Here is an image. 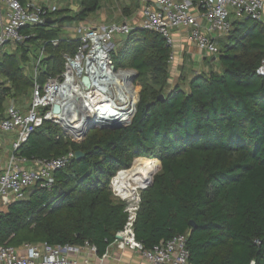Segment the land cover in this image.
<instances>
[{"label":"trees","instance_id":"16d2710c","mask_svg":"<svg viewBox=\"0 0 264 264\" xmlns=\"http://www.w3.org/2000/svg\"><path fill=\"white\" fill-rule=\"evenodd\" d=\"M98 8L99 0H80L72 16L58 10L44 25L24 28L30 36L0 58V119L7 98L30 99L33 77L23 64L41 47L40 83L61 72L64 55L75 52L78 40L59 37L54 25L82 21ZM54 38H60L57 45ZM118 42L110 51L115 66L135 70L140 85L130 123L91 127L78 142L51 121L36 127L19 146L21 156L81 150L84 157L57 169L50 189L32 186L0 212V244L88 243L101 256L126 220L110 179L135 157H146L160 168L140 192L134 222L145 248L182 234L188 264H264V75L256 72L264 57V25L235 19L230 33L217 39L219 70L174 84L171 49L160 34L136 27Z\"/></svg>","mask_w":264,"mask_h":264},{"label":"built area","instance_id":"2783aa9c","mask_svg":"<svg viewBox=\"0 0 264 264\" xmlns=\"http://www.w3.org/2000/svg\"><path fill=\"white\" fill-rule=\"evenodd\" d=\"M56 10V6L47 7L30 1L0 0V46L24 41L30 36L23 33L25 27L44 25ZM140 13L138 27L163 37L171 49L167 62L172 64L175 60L173 29L188 30V39L198 52L204 57L215 58L219 54L217 39L230 33L235 19L244 15L264 25V0H149ZM134 28L127 23L88 26L79 22L74 27V36L68 37L78 40L75 52L65 54L61 72L47 76L43 83L38 82L37 77L46 53L44 46L38 50L32 61L33 85L26 110L22 111L11 102L0 119V131L14 136L10 155L0 171V212L10 203L25 198L32 186L50 189L54 172L75 158L72 150L57 157L32 159L18 153L21 143L43 121L57 124L65 136L77 142L88 128H101L102 124L119 117L122 125L130 123L137 101L131 95L135 89L132 81L135 70L116 67L110 51L115 35L128 34ZM59 40L54 38L51 43L57 45ZM256 72L264 75V57ZM83 77L88 79V86L82 81ZM54 105L59 107L58 112L53 111ZM120 170L111 177L109 185L112 194L125 203L126 220L101 256L96 247L88 243L0 244V264H101L113 248L137 252L149 264H188L185 235L160 240L151 248H145L136 238L134 222L140 192L150 185L152 178L140 187L133 181H129L130 186H125L116 180ZM95 255L99 256L98 262L91 259Z\"/></svg>","mask_w":264,"mask_h":264},{"label":"crops","instance_id":"0c3cea01","mask_svg":"<svg viewBox=\"0 0 264 264\" xmlns=\"http://www.w3.org/2000/svg\"><path fill=\"white\" fill-rule=\"evenodd\" d=\"M21 1L22 2L30 1L34 4L44 5L47 7L56 6L57 8L56 11L63 10L65 12H63L62 15H68V16L74 15L79 10L80 7V0L77 2V4L73 5L72 7L69 6V3H67L66 6L59 7L57 3H50L47 0H21ZM148 1L149 0H99V8L95 11V13H97L96 16L94 18L91 17L89 20H87L86 18L89 17L88 14L84 20L78 21V23L83 22L88 26L127 23L132 27H138L141 20L140 10L142 6ZM54 26H58L59 28L61 24L58 25V23H56ZM74 27L72 28L73 33L71 35H66V36L62 35L59 37H73ZM172 34L175 39V46H174L175 60L172 64H169V71L170 69L171 71L176 70L177 71L176 75L182 78L183 76H186L187 66L191 65L192 62L197 63L196 55L199 52L197 51L195 46L189 41L188 30L173 29ZM120 39L122 38H119V40ZM3 47L4 45L0 46V58L1 55L4 53L2 52ZM215 60L216 57L214 58V57L202 56L201 61L198 62L197 65H192V66H196V67L202 66V70L205 71L209 69L218 71L219 65L215 63ZM182 70L184 72H182ZM6 101L7 102H5V104L7 103L6 105L7 107L11 102L14 103L15 100L12 98H7ZM29 101L30 99H28L27 105L25 106L24 105L20 107L19 105L16 106L22 111H25L26 110L25 107L27 108ZM6 107L4 109V112L6 110ZM7 136L13 138L11 141L14 140V136L12 134H7ZM6 148L7 149L5 153L7 154V156H9L11 152V144L10 143L7 144ZM91 259L93 262H98L99 256L98 255L92 256ZM101 264H149V263L137 252H133L130 250H118L116 248H113L109 251L108 256L102 261Z\"/></svg>","mask_w":264,"mask_h":264},{"label":"rangeland","instance_id":"374dc122","mask_svg":"<svg viewBox=\"0 0 264 264\" xmlns=\"http://www.w3.org/2000/svg\"><path fill=\"white\" fill-rule=\"evenodd\" d=\"M47 1H49L50 3H57V5L59 7L66 6L67 3H69V6L72 7L73 5L77 4V2L79 0H47ZM96 14L97 13L92 12V13L89 14V17H87L86 19L89 20L91 17L94 18L96 16ZM244 18H246V17L244 15H242L241 16V19H244ZM76 24H78V21L75 20V19L65 20L61 24V26L59 27V31H58L59 36H62V35H64V36L71 35L73 33L72 28ZM123 37H124L123 34H117V35L114 36V38L111 40V44L113 45V49L118 48L119 38H123ZM221 38H224V37H221ZM217 44H218V42H217ZM14 48H15V44L13 42H7V43L4 44V47L2 49V52L10 53V52L13 51ZM196 56H197L196 57L197 63L192 62L191 65H188L187 66V73H186V77H185L186 79L189 78V76H191L195 72L205 71V70H202V66H199V67L192 66V65H197L198 62L201 61V58H202L203 55L200 54V53H197ZM215 63H217L219 65V68H220V63H219L218 56L216 57ZM23 65H24L25 73L32 76V62H31V60L30 61L28 60ZM118 67L120 68V66H118ZM176 72H177L176 70H172L171 71V69H170V71H169V76H170L169 82H170V84H174V83L178 82V80H181L180 77L176 75ZM182 72H184V71L182 70ZM135 75H136V72L133 71V76H135ZM134 78L132 79V81H134ZM183 84H185V81H184ZM134 87H135V93H136L137 98H138V93H139V90H140V85L138 83H134ZM27 96H28V94H26L25 96H19L18 98L17 97L16 98L14 97V100H15L14 103H15V105H19V107L20 106H23V105L24 106L27 105V101H28V98H26ZM136 100H138V99H136ZM6 105H7V103L4 104L3 109H5ZM25 109H26V107H25ZM1 112L2 111L0 110V113ZM67 137H69L72 140H74V138H72V137H70L68 135H67ZM12 139L13 138H11L10 136H7V134H4V133H1L0 132V169L6 163V159L8 157L7 154L5 153L6 152V149H7L6 146H7V144H9V143L11 144L12 143V141H11ZM151 159L153 161H155L154 163H155V166H156V169H155V171L153 173V175H154V174H156L158 172V170L160 168V164L154 158H151Z\"/></svg>","mask_w":264,"mask_h":264},{"label":"bare ground","instance_id":"6f19581e","mask_svg":"<svg viewBox=\"0 0 264 264\" xmlns=\"http://www.w3.org/2000/svg\"><path fill=\"white\" fill-rule=\"evenodd\" d=\"M133 100L136 101L137 95L135 89L131 92ZM120 119V117H119ZM118 119V121H120ZM151 160V161H150ZM146 157H138L132 167L129 169H122L118 172L116 180L119 184L130 186L129 181H133L137 187H140L144 182L149 181L153 177L155 170V161ZM133 189V188H132Z\"/></svg>","mask_w":264,"mask_h":264},{"label":"water","instance_id":"95a60500","mask_svg":"<svg viewBox=\"0 0 264 264\" xmlns=\"http://www.w3.org/2000/svg\"><path fill=\"white\" fill-rule=\"evenodd\" d=\"M113 68H115V66H113ZM136 76V75H135ZM135 76H133L132 77V79L135 77ZM82 81L85 83V85H89V82H88V79L86 78V77H83L82 78ZM159 98L160 99H162L163 98V95H160L159 96ZM138 99V98H137ZM53 111L54 112H58L59 111V107L57 106V105H54L53 106ZM120 126H122V123L120 122V121H118V120H113V121H110V122H107V123H104V124H102L100 127L101 128H118V127H120ZM89 129V128H88ZM88 129L87 130H85L84 132H83V135H85L86 134V132L88 131ZM82 157H84V153L81 151V150H76L75 151V158L76 159H80V158H82ZM152 181V180H151ZM151 181H150V183H151ZM189 224L192 226V227H195V222L193 221V220H191L190 222H189Z\"/></svg>","mask_w":264,"mask_h":264}]
</instances>
